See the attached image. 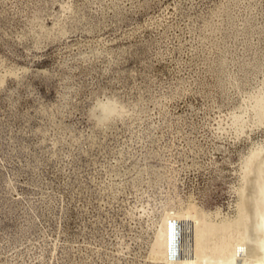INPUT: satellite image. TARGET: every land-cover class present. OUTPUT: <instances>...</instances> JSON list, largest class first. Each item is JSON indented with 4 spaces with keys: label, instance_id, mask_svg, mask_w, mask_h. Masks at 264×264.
Wrapping results in <instances>:
<instances>
[{
    "label": "rangeland",
    "instance_id": "1",
    "mask_svg": "<svg viewBox=\"0 0 264 264\" xmlns=\"http://www.w3.org/2000/svg\"><path fill=\"white\" fill-rule=\"evenodd\" d=\"M262 156L264 0H0V264H198Z\"/></svg>",
    "mask_w": 264,
    "mask_h": 264
},
{
    "label": "bare ground",
    "instance_id": "2",
    "mask_svg": "<svg viewBox=\"0 0 264 264\" xmlns=\"http://www.w3.org/2000/svg\"><path fill=\"white\" fill-rule=\"evenodd\" d=\"M259 154H253L251 165ZM262 157V165L256 170L254 168L257 166L252 167L255 173L247 168L254 175L251 174L250 195L246 194L247 216L243 211L233 221L207 224L205 228L199 227L200 222L192 225L189 253L198 264H264V156ZM233 232L237 233L233 235Z\"/></svg>",
    "mask_w": 264,
    "mask_h": 264
}]
</instances>
